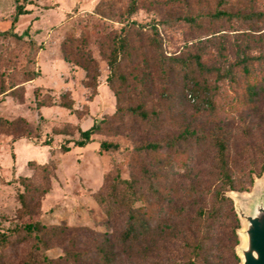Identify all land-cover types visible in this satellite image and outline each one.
<instances>
[{
    "label": "rangeland",
    "instance_id": "rangeland-1",
    "mask_svg": "<svg viewBox=\"0 0 264 264\" xmlns=\"http://www.w3.org/2000/svg\"><path fill=\"white\" fill-rule=\"evenodd\" d=\"M128 1L114 0L112 14L115 19L125 11ZM231 1L232 11L264 12V0H255L251 4L249 0ZM100 2L102 0H0V32H13L19 36L15 40L10 36L0 39V82L8 83L12 70L39 73L33 83L25 84L22 103L8 96L0 97V117H22L34 123L38 122V117L42 118L41 136L37 142L18 139L11 143L10 137L0 135V230L5 231L17 223L16 195L22 190L15 180L31 176L27 163L51 162L54 172L50 190L41 199L37 214L23 221L38 220L44 227H71L68 241L71 236L75 237L76 250L92 258L90 264H97L93 261L94 245L101 242L106 232L112 237L117 236L124 224L121 215L108 222L95 200V195L104 191L106 178L114 175L123 180L134 178L140 192L147 196L146 179L150 180L153 173L158 172L166 179V191L173 185L175 191L181 192L208 173L213 159L209 142L211 133L218 130L225 133L229 160L236 165L253 156L248 147L264 143V111L250 112L234 106V98L237 93L241 96L243 83L238 70H233L231 78H218L215 71L204 76L215 107L210 111L202 108L200 98L193 96L192 87L187 86L181 75L165 81L156 65L157 53L168 59L198 55L209 68L222 71L235 63L237 45H243L246 40L253 38L251 55L264 53V22L209 24L204 19L202 26L193 27L183 18L207 14L214 8L215 0H139L137 12L129 22L141 27L142 32H137L140 44L138 50L134 48V59L124 67L126 83L121 88L120 107L141 105L145 110L163 113L162 125L155 129L128 117L110 120L116 110V101L105 85L108 70L100 58L99 44L112 37L121 25L94 14V8ZM17 5L25 14L17 16L11 27ZM152 28L157 32L159 50L148 46L155 35ZM66 38L77 40L96 63L95 96L91 97V91L83 86V72L61 59L59 46ZM36 88L38 95H46L52 101L66 95L79 116L56 105L36 111L32 96ZM102 119H107L109 126L101 135L92 136L85 147H73L67 153L59 151L65 140L77 139V133L70 129L71 136L55 137L51 134L52 128L68 125L86 130ZM186 128L193 131V135H185L183 141L177 142L175 150H160L162 165L159 168H155L147 154L134 150L145 143L176 138ZM45 140L49 141L50 147L42 146ZM101 142L114 143L120 148L117 152H99ZM252 169L257 171L258 166ZM261 191H264V173L253 177L248 192H230L226 196L233 203V199L240 201ZM146 203L139 201L136 205L145 206ZM32 245L31 241H23L0 250V262L24 264ZM62 249L61 241L51 242L45 255L58 261ZM116 264L141 263L119 259Z\"/></svg>",
    "mask_w": 264,
    "mask_h": 264
},
{
    "label": "trees",
    "instance_id": "trees-1",
    "mask_svg": "<svg viewBox=\"0 0 264 264\" xmlns=\"http://www.w3.org/2000/svg\"><path fill=\"white\" fill-rule=\"evenodd\" d=\"M255 0H249L250 4ZM139 0H129L125 11L115 19L113 10L114 0H102L94 8V14L106 20L117 22L120 29L112 37L105 38L99 44V55L104 61L108 75L105 85L111 91L116 101V110L111 119L128 117L133 122L151 128L162 125L158 111L145 110L141 105L134 107H120L122 98L121 88L125 86L126 75L124 67L136 56L134 48L139 49L140 38L137 32L141 27L129 19L137 12ZM231 0H215L214 8L205 15L196 17L186 16L183 21L190 26H202V20L209 24L221 22H235L242 25H253L264 22V12L232 11ZM16 13L11 20V27L17 16L25 11L17 5ZM152 36L148 46L155 50L160 49L157 32L151 29ZM10 36L15 40L19 36L13 32H0V39ZM252 40H246L243 45H237L238 56L232 65L213 70L201 61L200 56L193 55L186 59L165 58L157 53L156 65L158 72L165 81L182 76L185 83L193 89V96L200 98L204 110L212 111V96L209 95L204 76L215 71L218 78H231L236 69L243 78L241 96L234 98L235 105L250 112L264 111V53L251 55ZM59 54L63 62L80 69L84 74L83 86L95 96L97 88L98 67L90 55L85 52L77 40L66 38L59 46ZM39 73L34 70L14 71L8 75V83L0 82V97L8 96L18 103H22L25 93V84L37 79ZM1 81V79H0ZM120 89V91H119ZM38 88L33 90V106L36 111L56 105L78 115L73 108L72 101L66 96H58L52 101L46 95H38ZM212 109V110H211ZM198 110V109H196ZM41 117L38 122H29L22 117L5 119L0 117V135L10 137L14 143L18 139L40 140ZM109 126L107 119H102L86 130L78 127L64 126L52 128L51 134L55 137L71 136L73 130L77 139L65 140L59 147L61 153H67L70 148H83L91 142V137L101 135ZM192 136L193 131H185L176 138H169L163 142L145 143L134 149L136 153L147 154L155 168L162 165L159 151L163 148L175 150L177 142ZM210 147L213 150V159L205 177L191 182L181 192L174 187L166 191V179L154 172L150 180L146 179L147 196L143 195L135 179L123 180L118 175L106 178L103 192L95 195L97 204L103 209L108 222L121 215L124 224L117 236L105 233L100 243L94 245L93 261L97 264H116L119 259L126 262L139 261L141 264H239L235 255L238 245L236 231L239 222L233 211L231 200L226 196L230 192H248L253 177L264 173V143L248 147L251 155L249 160L236 165L229 160L227 136L223 131L211 133ZM42 146H49L45 140ZM120 146L114 143L101 142L99 152H117ZM49 153L52 150L49 148ZM256 156H255V155ZM260 161L257 162V159ZM258 166L257 171L247 166ZM31 171L30 177H19L15 181L22 191L16 195L18 203L17 223L0 230V250L19 242L31 241L33 247L28 253L24 264H90L92 258L76 250L75 237L68 241L71 227L55 226L44 227L36 220L24 222L40 209L41 199L50 190V180L53 177L54 166L51 162L41 165L28 162ZM139 201L147 202L145 206H137ZM67 238V241L65 239ZM61 241L62 256L58 261L46 257L51 242ZM65 242V243H64ZM0 264H7L0 262Z\"/></svg>",
    "mask_w": 264,
    "mask_h": 264
},
{
    "label": "water",
    "instance_id": "water-1",
    "mask_svg": "<svg viewBox=\"0 0 264 264\" xmlns=\"http://www.w3.org/2000/svg\"><path fill=\"white\" fill-rule=\"evenodd\" d=\"M233 211L239 222L235 255L239 264H264V191L240 201L233 199Z\"/></svg>",
    "mask_w": 264,
    "mask_h": 264
},
{
    "label": "crops",
    "instance_id": "crops-1",
    "mask_svg": "<svg viewBox=\"0 0 264 264\" xmlns=\"http://www.w3.org/2000/svg\"><path fill=\"white\" fill-rule=\"evenodd\" d=\"M35 81V80H34ZM34 81H32L31 83H33ZM31 83H29V84H31Z\"/></svg>",
    "mask_w": 264,
    "mask_h": 264
}]
</instances>
